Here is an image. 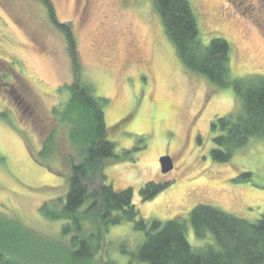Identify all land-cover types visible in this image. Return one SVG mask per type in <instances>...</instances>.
<instances>
[{
	"label": "rangeland",
	"instance_id": "374dc122",
	"mask_svg": "<svg viewBox=\"0 0 264 264\" xmlns=\"http://www.w3.org/2000/svg\"><path fill=\"white\" fill-rule=\"evenodd\" d=\"M50 1L57 22L73 30L81 84L108 100L105 122L116 154L140 148L131 160L109 163L107 183L131 189L147 221L187 220L198 205L251 223L264 216V138L250 140L229 163L212 160L211 123L235 110L238 99L185 69L153 1ZM189 2L203 44L222 37L231 45L234 79L264 76V0ZM75 82L65 34L42 1L0 0V220L11 223L10 264H37L32 258L46 243L68 247L64 222L40 210L64 200L70 160H78L54 116ZM53 133L57 150L44 160L39 151ZM165 155L174 163L168 174L159 163ZM152 181L166 186L144 202L141 190ZM87 185L94 188L90 179ZM187 238L196 250L214 243L211 235L196 239L190 224ZM144 240L132 223L111 227L92 264H127L123 249L134 253Z\"/></svg>",
	"mask_w": 264,
	"mask_h": 264
},
{
	"label": "trees",
	"instance_id": "16d2710c",
	"mask_svg": "<svg viewBox=\"0 0 264 264\" xmlns=\"http://www.w3.org/2000/svg\"><path fill=\"white\" fill-rule=\"evenodd\" d=\"M41 1L50 20L65 34L74 69L76 82L65 88L69 93L68 101L60 111H54V116L60 117L59 122L68 129L78 160H70L64 200L47 203L40 210L47 220L64 222L61 237L68 241V247L63 249L46 243L41 254L32 261L37 264H92L104 246L109 229L132 223L136 231L144 233L145 240L134 253L128 254L123 249L122 254L130 256L127 264H264V216L251 223L220 209L198 205L187 220L178 216L167 222L147 221L133 204L131 189L117 191L107 183L104 170L109 163L131 160L132 153L140 148L124 151L122 156L116 154L105 122L108 100L96 98L91 87L81 84L73 30L57 22L50 0ZM152 1L163 30L185 69L205 78L209 85L232 89L238 99L235 110L211 123L215 145L211 151L212 160L229 163L235 152L250 140L264 138V76L232 77L231 45L222 37L213 38L207 46L203 44L189 0ZM55 134L43 143L40 158L45 160L56 152ZM89 179L93 182L92 190L87 185ZM165 186L153 181L147 183L141 190L143 201L155 198ZM188 224L196 239L211 235L214 243L193 249L187 238ZM10 225L0 220V264H10Z\"/></svg>",
	"mask_w": 264,
	"mask_h": 264
},
{
	"label": "water",
	"instance_id": "95a60500",
	"mask_svg": "<svg viewBox=\"0 0 264 264\" xmlns=\"http://www.w3.org/2000/svg\"><path fill=\"white\" fill-rule=\"evenodd\" d=\"M162 174H168L174 169V163L170 156L166 155L159 160Z\"/></svg>",
	"mask_w": 264,
	"mask_h": 264
}]
</instances>
